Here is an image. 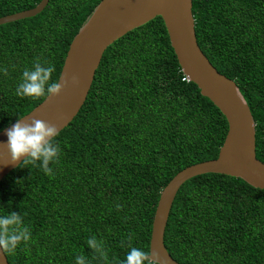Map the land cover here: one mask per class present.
<instances>
[{"label":"trees","instance_id":"obj_1","mask_svg":"<svg viewBox=\"0 0 264 264\" xmlns=\"http://www.w3.org/2000/svg\"><path fill=\"white\" fill-rule=\"evenodd\" d=\"M39 1L0 0V18ZM99 1L48 0L39 14L0 25V131L46 96L16 95L23 71L53 64L56 81ZM191 13L197 46L248 106L264 163V0H191ZM226 129L181 74L159 17L127 32L103 51L83 105L55 138L52 175L20 162L0 180V216L21 214L31 235L3 253L7 263L76 264L83 255L86 264H122L131 247L148 251L159 192L182 169L215 159ZM93 236L106 260L88 247ZM163 246L178 264H264V190L218 174L187 180Z\"/></svg>","mask_w":264,"mask_h":264},{"label":"water","instance_id":"obj_2","mask_svg":"<svg viewBox=\"0 0 264 264\" xmlns=\"http://www.w3.org/2000/svg\"><path fill=\"white\" fill-rule=\"evenodd\" d=\"M47 2L40 0L32 9L1 17L0 25L33 17L43 10ZM155 17L163 23L181 74L219 111L227 125L215 159L182 169L159 192L150 227L148 252L158 251L167 258L168 264H178L163 246V233L174 197L184 182L200 175L218 174L264 190V163L255 158L252 116L233 81L219 74L197 46L191 0H100L73 36L63 58L56 81L62 83V78L67 76L68 86L59 96L46 95L21 118L24 122L33 118L43 120L57 125L61 131L83 105L103 51L127 32ZM72 76L78 78V83H72ZM16 122L0 131V180L20 163H10L7 146V131ZM0 264H8L2 250Z\"/></svg>","mask_w":264,"mask_h":264},{"label":"clouds","instance_id":"obj_3","mask_svg":"<svg viewBox=\"0 0 264 264\" xmlns=\"http://www.w3.org/2000/svg\"><path fill=\"white\" fill-rule=\"evenodd\" d=\"M55 70V65L44 66L39 62L34 64L33 69H25L22 74V82L16 88V95L34 98L45 95L48 97L59 96L62 90L68 86L69 78L63 77L62 83L51 81L52 73ZM4 71L6 74V69ZM71 80L74 84L78 83L76 76H72ZM58 135L57 125L35 118L30 122H24L23 118L18 119L7 131L10 163L21 162L24 165H37L39 162L38 166L42 168L43 172L52 175L53 170L49 164L57 162L60 153L59 145L54 142ZM30 238V229L24 225L21 214L12 211L6 216H0V250L3 253H14L22 241L27 242ZM86 243L94 254H98V258L107 259L103 243L98 241L95 236L90 237ZM76 264H86V258L83 255L77 256ZM122 264H168V261L158 251L148 252L131 247Z\"/></svg>","mask_w":264,"mask_h":264},{"label":"built area","instance_id":"obj_4","mask_svg":"<svg viewBox=\"0 0 264 264\" xmlns=\"http://www.w3.org/2000/svg\"><path fill=\"white\" fill-rule=\"evenodd\" d=\"M183 80V79H182ZM185 80H187L186 78H185Z\"/></svg>","mask_w":264,"mask_h":264}]
</instances>
